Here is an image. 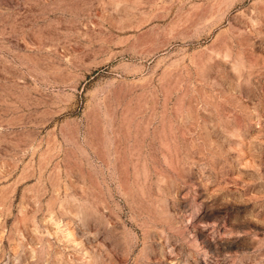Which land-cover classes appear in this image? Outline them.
<instances>
[{
    "label": "rangeland",
    "instance_id": "1",
    "mask_svg": "<svg viewBox=\"0 0 264 264\" xmlns=\"http://www.w3.org/2000/svg\"><path fill=\"white\" fill-rule=\"evenodd\" d=\"M0 264H264V0H0Z\"/></svg>",
    "mask_w": 264,
    "mask_h": 264
}]
</instances>
